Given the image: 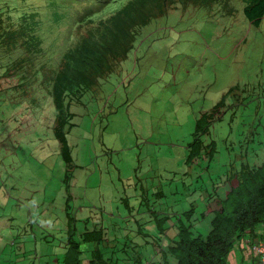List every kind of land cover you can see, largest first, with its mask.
<instances>
[{"label": "rangeland", "instance_id": "374dc122", "mask_svg": "<svg viewBox=\"0 0 264 264\" xmlns=\"http://www.w3.org/2000/svg\"><path fill=\"white\" fill-rule=\"evenodd\" d=\"M128 1L107 9L114 13ZM231 1L234 18L221 3L213 11L189 5L141 29L120 70L97 95L71 106L72 167L53 132L49 82L30 74L0 79V213L13 217L0 229V264H23L25 257L30 264H63L70 233L81 243L80 235L93 229L104 230L100 250L114 264L135 257L163 264L156 240L166 249L175 223L207 235L212 215L205 200L223 192L233 164L253 165V151L264 142V19L256 29L244 2ZM8 2L18 13L49 3ZM230 89L203 139L214 141L213 156L193 158L197 121ZM95 248L83 244V258Z\"/></svg>", "mask_w": 264, "mask_h": 264}, {"label": "trees", "instance_id": "16d2710c", "mask_svg": "<svg viewBox=\"0 0 264 264\" xmlns=\"http://www.w3.org/2000/svg\"><path fill=\"white\" fill-rule=\"evenodd\" d=\"M244 1L245 18L249 24L259 30L264 19V0ZM218 3L223 5V9L230 18L236 17V11L231 7L229 0H133L132 4H136L135 12L132 13L131 10L127 18L130 26L124 27L126 32L122 36L124 28L120 30V34L111 36L112 45L109 53L98 56L91 46L93 38L89 33L84 36L83 43L78 48L74 51L68 49L63 56L61 69L68 70L76 67L77 72L69 74L62 70L59 74H54L50 92L56 106L53 132L60 142V155L70 167L73 166V158L66 126L72 123L74 114L67 108L70 100L65 95L68 93L76 95L83 86L97 83L98 76L116 71L118 57L123 56L121 60L129 57L135 48L140 29L149 22L168 15V11L178 8L177 4L183 8L189 5L211 8ZM8 6V0H0V13H3ZM128 9L130 8L127 7ZM44 18L45 12L41 14L34 10H25L22 13L16 10L7 17L0 18V42L5 46L11 45L7 47L8 52L2 51L3 48L0 49V70H2L0 79L15 75L26 76L25 74L28 73L30 79L39 81L40 75L44 78L45 75L55 71L48 66L46 60L54 54L48 42L50 31L47 30L45 37L46 20ZM111 27L114 29L115 25L111 23ZM23 51L25 54L18 56ZM65 51L66 49L63 53ZM58 64L60 65V62ZM104 77L106 76L101 78ZM24 80H26L25 77L21 79V81ZM231 92L232 89L215 105L212 112L202 114L197 121L193 134L194 141L190 143L191 146L196 144L191 151L193 158L202 157L205 154L213 156L214 141L206 144L203 139L210 134L215 116L219 117V110L226 106L227 96ZM73 126L71 125L70 129ZM261 145L264 146V142H261L257 150L253 151V165L246 161L241 162L236 168L233 164L226 174V187L223 192L214 191V194H210V197L205 200L209 203L208 213L212 215L211 228L207 235L194 232L189 225L180 220V224L175 223L177 233L175 232L172 243L166 249L158 248L160 246L158 243H162V239L156 240L157 247H155L161 254L163 264H231L233 251L239 244H244L250 250L252 244L264 241V150L260 147ZM70 176L71 174L67 173L64 183H67ZM226 184H229V187ZM212 204H215L216 208L209 207ZM160 227L162 229V226ZM74 234L75 231L69 235L70 244L66 247L63 264H114L115 260L105 257L100 250V242L106 240L103 229L85 231L80 235L81 243H73ZM247 240L249 244L246 245L244 242ZM83 244L96 246L88 258H83L85 254L82 250ZM127 264H144V262L141 257H135L133 260L128 259Z\"/></svg>", "mask_w": 264, "mask_h": 264}, {"label": "clouds", "instance_id": "9594fccd", "mask_svg": "<svg viewBox=\"0 0 264 264\" xmlns=\"http://www.w3.org/2000/svg\"><path fill=\"white\" fill-rule=\"evenodd\" d=\"M45 1H48L49 3L40 6H33L32 8H28L27 10L29 11L34 10V12L38 11L41 14L45 12V18H44L46 20L44 25L45 37L47 35V30L48 32L50 31V34H48V42H50L52 46V53L54 54L53 57L46 58V60L48 61V66L52 67L55 71L51 74L45 75L43 79L49 82L50 86L52 84V77L54 76V74H59L62 70L66 71L69 74H75L77 72L76 67H71L68 70L61 69L63 56L68 51V49H72V51H74L76 48H78L83 43L84 36H86L88 33L93 38V43L91 42V46L94 52L98 56H102L106 53H109L112 45V42H110L111 36H116L120 34V30L122 28L124 27L127 28L128 26H130V22L127 20V18L131 10L132 13L135 12V5H136V4H132L133 0L132 1L129 0L130 2L128 1L129 3L127 5L123 4L124 6L122 5L121 9L113 13V10H109L107 8L114 3V0H61V1H70L72 3L77 4L78 8L75 9H72L70 6H66L60 3L59 0H45ZM229 1L232 5L231 7L235 9L233 2L231 0ZM242 1L245 2L244 0ZM177 5H179L178 7H182L180 6V4ZM127 7L130 9L127 10ZM197 8H205L210 11H213L215 5L211 8H206V7H197ZM221 8L222 9L224 8L222 4H221ZM12 12H16V10L13 11L10 8V6L5 7V11L3 13H0V18H5L8 16V14ZM237 12L238 11H236V14ZM224 15L229 17V15H227L226 12H224ZM231 18L234 17L232 16ZM111 23L115 25L114 29H112ZM150 23L151 22H149L146 26H148ZM262 25L263 24L261 23V26ZM110 28L111 31H109ZM126 28H124L121 36L123 35V33L126 32L125 30ZM45 39L47 41V38ZM10 46L11 45L5 46V44L0 42V49L3 48L2 51L8 52L7 47ZM64 49H66V51L63 53ZM23 54H25L24 51L21 52L18 56L21 57ZM122 58L123 56L118 57V61L116 65L118 66V68L116 71H111L105 75L98 76L96 78L97 83L94 82V84L90 86H83L76 95H71L69 93L65 95L70 100V103H68L67 106L70 113H72L71 106H75L76 102H80L81 99L84 100L88 96L89 92H93V94L96 95L99 93L103 84L107 82L108 78L112 74L120 70L121 65L128 59L125 58L124 60H121ZM43 60L44 57L42 58V61ZM58 62H60V65L58 64ZM25 75L28 76L29 74L26 73ZM103 76L106 77L101 78ZM47 90H50V88L48 87ZM69 186L70 185L65 187L68 188Z\"/></svg>", "mask_w": 264, "mask_h": 264}, {"label": "crops", "instance_id": "0c3cea01", "mask_svg": "<svg viewBox=\"0 0 264 264\" xmlns=\"http://www.w3.org/2000/svg\"><path fill=\"white\" fill-rule=\"evenodd\" d=\"M2 198V197H1ZM3 200V198H2ZM9 201L8 202H5L6 205H9ZM2 207V206H1ZM3 208V207H2ZM2 209L0 208V211ZM2 211H5V209L3 208ZM6 215L5 214H2L0 213V229H1V226H2V222H5L6 220H11L13 221V217L10 216V218H4ZM7 216V215H6ZM13 226V224L11 225V227ZM6 227V226H5ZM4 227V228H5ZM14 236V235H12ZM11 239V237H9L7 240H8V243H9V240ZM246 245L248 243V240L244 242ZM166 247V246H165ZM248 247L244 246V244H239L235 250H234V256H233V260L231 261L232 264H256L257 261V256L255 253H253L252 251H250L249 249H247ZM28 251V250H27ZM24 254H26V252H24ZM64 254V253H63ZM23 264H30V259L29 257H25L23 259ZM32 264H35L34 262H32Z\"/></svg>", "mask_w": 264, "mask_h": 264}, {"label": "built area", "instance_id": "2783aa9c", "mask_svg": "<svg viewBox=\"0 0 264 264\" xmlns=\"http://www.w3.org/2000/svg\"><path fill=\"white\" fill-rule=\"evenodd\" d=\"M249 244V241H248ZM250 250L256 254L257 263L256 264H264V241H260L256 244H252L250 246Z\"/></svg>", "mask_w": 264, "mask_h": 264}]
</instances>
